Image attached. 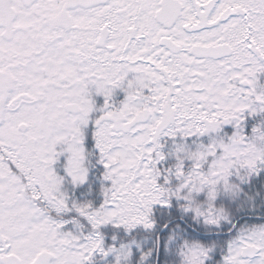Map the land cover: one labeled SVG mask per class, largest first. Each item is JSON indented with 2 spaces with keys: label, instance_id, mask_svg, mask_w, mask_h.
<instances>
[{
  "label": "snow or ice",
  "instance_id": "snow-or-ice-1",
  "mask_svg": "<svg viewBox=\"0 0 264 264\" xmlns=\"http://www.w3.org/2000/svg\"><path fill=\"white\" fill-rule=\"evenodd\" d=\"M0 264H264V0H0Z\"/></svg>",
  "mask_w": 264,
  "mask_h": 264
}]
</instances>
